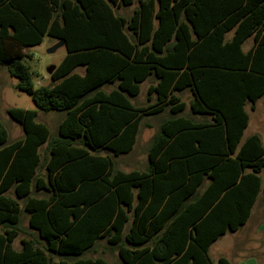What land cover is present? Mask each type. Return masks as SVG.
Returning a JSON list of instances; mask_svg holds the SVG:
<instances>
[{"label":"trees","instance_id":"16d2710c","mask_svg":"<svg viewBox=\"0 0 264 264\" xmlns=\"http://www.w3.org/2000/svg\"><path fill=\"white\" fill-rule=\"evenodd\" d=\"M44 36L65 54L36 86L24 50ZM2 65L62 118L51 134L36 110L8 108L23 130L11 142L0 121V264H108L101 242L121 264H231L209 248L245 224L261 187L264 146L242 136L246 105L264 102V0H0ZM164 112L146 168H115Z\"/></svg>","mask_w":264,"mask_h":264},{"label":"rangeland","instance_id":"374dc122","mask_svg":"<svg viewBox=\"0 0 264 264\" xmlns=\"http://www.w3.org/2000/svg\"><path fill=\"white\" fill-rule=\"evenodd\" d=\"M136 6L137 3H133L129 6L114 7L113 9L116 15L128 17ZM230 34H228V36H230ZM56 42V39L44 36L43 41L40 44L29 46L24 50L31 56L24 57L23 62L29 65L31 70L34 72V82L36 86L49 85L51 83L50 75L47 74L46 68L49 65L56 66L65 54L64 47L58 48L53 53L47 52V49H49ZM251 43V39H248L247 42H245V45H243L244 49H247L251 45ZM17 82L18 79L16 77H12L8 74L5 65L0 66V121L8 131L7 142H11L23 136V130L21 126L7 114L6 110L8 108H24L36 110V120L45 123L48 126L51 134H55L57 125L60 122L62 115L55 111L42 112L38 110L33 104L30 96L26 92L17 89ZM151 82L152 80H149L141 84L140 93L136 97L131 99V102L135 106H145L147 103H149L147 102L146 98V89ZM109 88L110 87H106V89ZM179 96L183 101L186 102L187 107L185 109V114L189 115L190 112L188 108V102L191 98L190 92L188 90H185L179 93ZM246 108L247 112L249 113V122L244 136L256 132L261 135V139L264 142V103L262 99H258L256 101L254 110L250 108V103L247 104ZM166 116L167 112L161 113L160 115L144 117L132 151L127 154H121L118 157H115V168L130 170L142 169L145 166L146 149L148 143L152 135L155 133L161 119ZM43 148L44 145L42 146V149ZM42 149H40V153ZM20 203L22 204L21 201ZM21 226L26 232L29 230L27 228V216L24 212H22L21 216ZM243 236L244 232H242L238 237L237 235L227 237L226 239L222 237L214 242L209 249V255L211 259L213 261H216L219 256H224L229 260L231 258L233 264H237L235 260L236 250L234 251V249L236 248V244L234 243V241H242ZM22 237H27V235L24 233L19 234L18 237H16V239L14 240V247H20V239ZM249 241L250 243L246 246H251L254 242H257L252 239H250ZM256 245H259V242H257ZM103 247L104 244L101 242L99 244L98 253L94 255H101L106 259L108 264H121L115 251L110 252L108 250L102 249ZM249 250L251 253H253L252 249ZM101 251L104 252L101 253Z\"/></svg>","mask_w":264,"mask_h":264},{"label":"crops","instance_id":"0c3cea01","mask_svg":"<svg viewBox=\"0 0 264 264\" xmlns=\"http://www.w3.org/2000/svg\"><path fill=\"white\" fill-rule=\"evenodd\" d=\"M243 45H245V42ZM243 49H244V46H243ZM247 49H244V50H247ZM248 115H249V113H248ZM194 118L198 119L199 116H194ZM248 122H249V120H248ZM157 129H158V127H157ZM245 130H244V133H245ZM244 133H243L242 139H245L247 136H249L251 134H257L260 137L262 145L264 146V142L262 141L260 134L255 132V133H251V134L244 136ZM145 168H146V164L142 169H137V170H144ZM121 170H123V169H121ZM130 170H134V169H130ZM130 170H124V171H130ZM260 177L262 180L260 191L257 195L255 203L252 206L250 215H249L247 221L245 222V224L242 225L241 227H239V229L236 230L235 232H227L217 239V240H219L222 237H224V239H226L227 237H232L233 235H237V237H238V236H240V234L242 232H244V236H243L242 241L241 240L234 241V243L236 244V248L234 249V251L236 250V256H235L236 259L235 260H236L237 264H264V172L260 173ZM250 239L259 242V245H256L257 242H254L251 246H246L250 243V241H249ZM249 249H252L253 253H251ZM219 257H224V256H219ZM229 261L231 264H233V261H231V258Z\"/></svg>","mask_w":264,"mask_h":264},{"label":"water","instance_id":"95a60500","mask_svg":"<svg viewBox=\"0 0 264 264\" xmlns=\"http://www.w3.org/2000/svg\"><path fill=\"white\" fill-rule=\"evenodd\" d=\"M64 46V40H58L55 44H53L49 49H47V52L48 53H53L55 50H57L58 48L60 47H63ZM55 66L54 65H49L47 68H46V72L47 74H51L54 70Z\"/></svg>","mask_w":264,"mask_h":264}]
</instances>
